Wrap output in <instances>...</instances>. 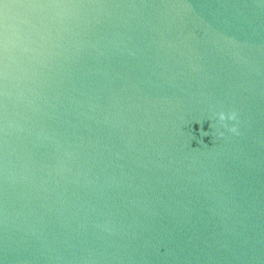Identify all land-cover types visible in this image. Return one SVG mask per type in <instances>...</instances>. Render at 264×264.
I'll return each instance as SVG.
<instances>
[{"label":"water","instance_id":"obj_1","mask_svg":"<svg viewBox=\"0 0 264 264\" xmlns=\"http://www.w3.org/2000/svg\"><path fill=\"white\" fill-rule=\"evenodd\" d=\"M0 264H264V0H0Z\"/></svg>","mask_w":264,"mask_h":264},{"label":"clouds","instance_id":"obj_2","mask_svg":"<svg viewBox=\"0 0 264 264\" xmlns=\"http://www.w3.org/2000/svg\"><path fill=\"white\" fill-rule=\"evenodd\" d=\"M215 118L221 123L222 126H225L224 121H234L236 119V113L230 112L225 114L224 112H219L216 114ZM228 131L232 132L233 134H237V129L235 126L229 128ZM219 135H223V133H220Z\"/></svg>","mask_w":264,"mask_h":264}]
</instances>
